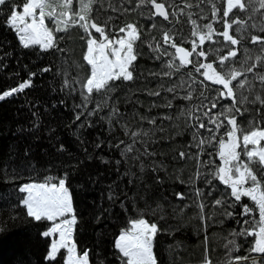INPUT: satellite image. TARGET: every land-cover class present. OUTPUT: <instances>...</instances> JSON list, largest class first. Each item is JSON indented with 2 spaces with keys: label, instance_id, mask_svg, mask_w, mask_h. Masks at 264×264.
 Instances as JSON below:
<instances>
[{
  "label": "trees",
  "instance_id": "16d2710c",
  "mask_svg": "<svg viewBox=\"0 0 264 264\" xmlns=\"http://www.w3.org/2000/svg\"><path fill=\"white\" fill-rule=\"evenodd\" d=\"M157 1L165 3L169 21L154 17L152 8L140 0H99L93 6L91 18L98 25H106L109 39L121 37L119 29L127 24L137 27L140 38L134 44L137 58L130 68L133 79L115 81L112 91L94 93L91 102L83 100L78 83L90 74V66L83 59L88 34L79 27H69L67 31L54 32L53 48H25L15 29L6 23L10 7L0 6V94L31 82L23 91L0 100V264H65V250L56 261L45 260L51 240L40 233L50 222L28 217L21 204L24 196L18 191L23 183H44L47 178L51 183L65 179L77 218V250L80 254L88 252L90 264H123L115 241L122 229L140 215L160 229L154 241L158 264H204L206 256L211 264H228L232 257L249 255L254 237L235 233L250 227L244 221L251 222L252 217L240 213L241 205L252 207L253 202L247 197L236 202L229 195L230 189L212 178L220 163L217 147L206 144L197 148L192 127L196 121L182 115L197 107L204 110L202 101L208 102L200 96L201 91L205 96L213 94L202 88L199 82L204 77L193 65L177 72L166 66L172 57L163 54L174 52L163 43L164 32L173 36L178 45L190 49V41L196 39L191 36L190 21L195 19L201 27L212 23L211 3ZM214 2L223 9L221 0ZM22 3L23 0H9L11 5ZM77 7L74 2L73 8ZM258 7L252 4L248 12L234 10V14L247 20L248 25H259L264 21V9L251 11ZM173 11L177 15L173 16ZM231 18L230 15L228 19ZM46 20L48 27L55 29ZM213 27L218 32L223 30L222 22L213 23ZM237 27L234 25L232 32L239 38ZM248 33L264 37L258 28L249 27L244 35ZM92 37L100 39L93 31ZM214 39L222 41L218 36ZM235 47L240 51L231 63L240 68L245 49H256L257 45L243 39ZM209 49L220 51L210 54L208 61L199 58L202 62H213L228 51L222 43L206 41L204 50ZM248 54L253 59L262 55L260 49ZM257 71H264V62ZM247 75L253 79L254 74ZM205 83L210 88L220 87ZM254 84L250 100L257 94L264 96V85L259 81ZM188 94L192 99H183ZM221 104L213 111H223ZM237 106L247 109L243 116H237L244 132L257 126L264 128V105ZM77 114L80 119H76ZM133 133H139L134 138V151L125 153V146L133 144ZM196 134L205 139L210 135L204 129ZM223 134L222 128L217 139ZM181 152L185 153L183 158ZM177 194H182L183 199ZM216 200H221V205H216ZM200 203L204 204L203 210L197 207ZM255 215L258 219V213ZM229 240L235 241L238 251L230 250L231 245L225 247Z\"/></svg>",
  "mask_w": 264,
  "mask_h": 264
},
{
  "label": "snow or ice",
  "instance_id": "6c2138e0",
  "mask_svg": "<svg viewBox=\"0 0 264 264\" xmlns=\"http://www.w3.org/2000/svg\"><path fill=\"white\" fill-rule=\"evenodd\" d=\"M74 2L78 5L76 9L73 8ZM98 3L99 0H23L22 5L17 6L9 4V0H0V6L8 5L10 7L11 11L6 23L10 28L15 29L25 48L35 45L41 46L44 50L53 48L56 40L54 32L67 31L69 27H79L88 34L87 50L83 59L90 66V74L84 78L83 82L78 81L80 95L85 102H91L94 93L99 95L102 92L112 91L115 81H131L133 79V71L130 68L137 58L134 52V44L140 38L137 27L134 24H127L119 29V32L125 35L117 37L115 40L109 39L105 34L106 25H98L91 18L93 6ZM140 3L153 8V15L160 16L164 20L169 19V11L165 3L157 2V0H140ZM209 3H211V13L214 20L212 23L201 27L195 19H191V36L196 39L190 41V49L178 45L173 36L164 32L163 43L174 49V52L163 54L172 57L167 63V67L174 68L175 71L179 72L182 68L193 65L195 71L204 77V80L199 83L203 89L213 95L205 96L204 91H201L200 96L208 102L204 104L202 101L204 110L202 111L201 107H197L189 109L186 114L182 113V115H186L189 121H196L192 127L194 130L193 139L196 140L195 146L197 148L206 144L217 147L216 155L221 163L211 174L212 178L227 186L230 189V197L234 198L236 202H240L242 197H247L253 202L252 207L247 204L241 205L242 211L240 213L242 216L252 217L251 222L249 220L244 221V224H250V227L235 233V235L242 237H254L249 255L232 257L228 264H239L240 261H250V264H264V146L261 145V142H264V128L257 126L248 132H244L237 122V116H243L244 111H247L246 108L242 110L241 107H238V104L264 105V96L260 94L255 95L251 100L249 99L255 81L264 85V71H257V68L264 62V47L260 49L262 55H257L254 59L245 49L244 57L240 61V68L231 63L239 54L240 50L235 46L240 45L241 40L247 39L251 44L264 45V37L250 33L247 36L244 35L248 32L249 27L258 28L259 31L264 32V21L259 25L256 23L248 25L247 20H242L234 14V10L246 13L252 4H258L259 7L251 8V11L260 12L264 9V0H221L224 5L222 10L217 7L214 0H209ZM186 7L191 8L192 5L187 4ZM183 11L184 9L181 8L180 12L183 13ZM171 14L177 15L176 11ZM188 15L190 18L191 13ZM230 15L231 20L228 19ZM46 18L56 26L55 29L48 27ZM251 18V16L248 17L249 20ZM221 22L223 30L218 32L213 27V23ZM234 25L239 26L235 29L239 38L232 32ZM93 29L103 37L102 40L98 41L92 38L91 30ZM216 36L221 37L222 41L215 40L214 37ZM206 41L213 44L222 43L228 47L227 53L218 56L213 62H202L199 58L208 61L210 54L220 51V49L205 51ZM156 50L159 51V45H157ZM194 56L197 59L193 60ZM177 60L179 61L178 64L176 63ZM44 71H48V69H44ZM249 73L254 74L252 80L248 79L247 74ZM165 75H171V73H165ZM205 81L220 87L210 88ZM233 82H236L235 86ZM30 83V81L22 83L18 88L0 94V100L13 95L15 92L23 91L30 86ZM153 95H159V93H153ZM183 99L191 100L192 95H185ZM221 101H228V103L221 104ZM218 104H221L223 111L214 112L213 110L217 108ZM99 107V102H97L96 108L99 109ZM76 119H80V114H77ZM222 128L224 129L223 138L217 139ZM200 129H204L210 134L207 139L196 134ZM132 135L133 144L125 146V153L134 151V138L139 133ZM242 153L244 159H242ZM179 155L183 158L185 153L181 152ZM196 155L199 156L200 153ZM133 159H138V157H133ZM141 170H143L142 166ZM205 182L211 183L210 180ZM18 191L26 194V196L21 197V203L25 207L28 217L36 222H51L50 226L40 233L44 238H52L45 260L54 262L61 250H65V264H90L88 252L78 253L72 238L77 218L72 206L71 193L65 186V179H60L58 183H51V178H47L44 183L23 184ZM196 194H200L199 189H197ZM177 195L183 199L182 194ZM221 203V200L215 201L216 205H221ZM197 207L203 210L204 204L200 203ZM152 211L155 212V210ZM256 213H258V219ZM227 214L232 215L230 212ZM159 231L157 225L149 223L147 219L143 218V215L131 220L130 227L121 231L114 244L115 249L120 253L123 264H158L153 248ZM56 234L59 236L58 239L54 238ZM228 245L232 246L230 250H239L234 240H229L225 247L227 248ZM204 264H211V260L207 256Z\"/></svg>",
  "mask_w": 264,
  "mask_h": 264
},
{
  "label": "rangeland",
  "instance_id": "374dc122",
  "mask_svg": "<svg viewBox=\"0 0 264 264\" xmlns=\"http://www.w3.org/2000/svg\"><path fill=\"white\" fill-rule=\"evenodd\" d=\"M46 24H47V20H46ZM47 25H48V24H47ZM96 34H97V36H100V34H98V33H96ZM123 35H125V34L123 33ZM123 35H122V36H123ZM122 36H121V37H122ZM95 39H96V38H95ZM102 39H103V37H101V36H100V39L97 38L98 41H100V40H102ZM219 45H221V43H219ZM261 47H264V45H257V48H256V49H253V48L251 47V48L248 49V53H252L253 51H255V50H257V49H261ZM235 66H236V64H235ZM246 66H247V65H245V67H246ZM236 67L239 68L238 66H236ZM248 79H249V76H248ZM249 80H250V79H249ZM234 86H235V84H234ZM261 145L264 146V142H261ZM250 147H251V146H250ZM220 163H221V162H220ZM220 163H218L217 166H218ZM214 170H215V169H214ZM214 170H213V172H214ZM27 183H40V182H33V181H31V182H26V183H23V184H27ZM23 184H21V186H22ZM65 186L67 187L66 184H65ZM67 188H68V187H67ZM69 192H70V191H69ZM22 194H23V196H26L25 193H22ZM21 204H22V203H21ZM72 206H73V201H72ZM73 209H74V207H73ZM74 212H75V210H74ZM67 218H70V217H67ZM50 224H51V222L49 223V226H50ZM129 227H130V226H129ZM129 227H128V228H129ZM75 228H76V225L74 226L73 237H72L73 240H74V242H75V239H74V238H75V237H74V236H75V235H74V234H75ZM125 229H127V228H125ZM122 230H123V229H122ZM120 234H121V233H120ZM118 237H119V236H118ZM54 238L58 239V238H59L58 234H56V236H55ZM51 239H52V238H50V240H51ZM75 244H76V243H75ZM61 251H62V250H61ZM77 251H78V250H77ZM153 251H154V248H153ZM65 261H66V256H65V259H64V263H65ZM240 262H242V261H240ZM240 262H239V263H240Z\"/></svg>",
  "mask_w": 264,
  "mask_h": 264
},
{
  "label": "water",
  "instance_id": "95a60500",
  "mask_svg": "<svg viewBox=\"0 0 264 264\" xmlns=\"http://www.w3.org/2000/svg\"><path fill=\"white\" fill-rule=\"evenodd\" d=\"M158 2V1H157ZM167 8V7H166ZM152 10H153V12H154V9L152 8ZM154 17H159V18H161V19H163L162 17H160V16H157V15H153ZM169 17H170V14H169ZM164 20V19H163ZM165 21H169V19L168 20H165ZM93 31H94V33H96L95 32V30L93 29ZM181 46V45H180ZM184 47V46H183ZM186 48V47H185Z\"/></svg>",
  "mask_w": 264,
  "mask_h": 264
}]
</instances>
